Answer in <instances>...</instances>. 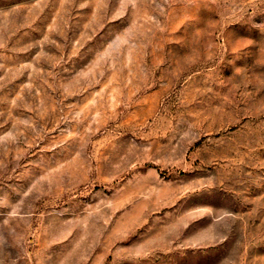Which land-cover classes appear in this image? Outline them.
<instances>
[{"label":"rangeland","instance_id":"obj_1","mask_svg":"<svg viewBox=\"0 0 264 264\" xmlns=\"http://www.w3.org/2000/svg\"><path fill=\"white\" fill-rule=\"evenodd\" d=\"M264 0H0V264H264Z\"/></svg>","mask_w":264,"mask_h":264},{"label":"clouds","instance_id":"obj_2","mask_svg":"<svg viewBox=\"0 0 264 264\" xmlns=\"http://www.w3.org/2000/svg\"><path fill=\"white\" fill-rule=\"evenodd\" d=\"M253 26L256 28H259V29L264 28V24H257V25H253Z\"/></svg>","mask_w":264,"mask_h":264}]
</instances>
